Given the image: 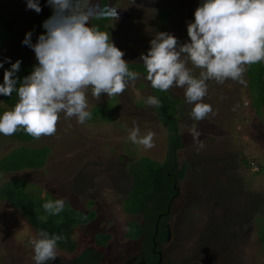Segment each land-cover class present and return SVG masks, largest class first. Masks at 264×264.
I'll list each match as a JSON object with an SVG mask.
<instances>
[{"label":"rangeland","instance_id":"obj_1","mask_svg":"<svg viewBox=\"0 0 264 264\" xmlns=\"http://www.w3.org/2000/svg\"><path fill=\"white\" fill-rule=\"evenodd\" d=\"M104 2L116 10L117 17L93 20L88 26L103 31L100 23L105 22L104 31L130 64L143 63L140 57L147 55L158 33L173 35L180 45L190 43L187 27L194 23L195 10L204 0ZM39 6L42 10L36 13L27 8V0H0V35L7 37L0 50V85L3 72L13 62L21 61L27 76L38 66L34 51L22 42L31 32L34 45L46 32L43 23L53 15V9L47 0H39ZM188 67L199 76L200 69L191 63ZM244 80V84L226 80L223 85L208 81L203 102L212 106L215 115L200 122L191 118L194 105L186 102L183 88L165 92L177 107L182 147L176 150V163L178 167L187 164L188 169L176 182L177 195L165 206L168 209L171 202L167 220L170 240L162 248L163 263L264 264V101L261 81L255 77L248 84L246 72ZM248 88L253 90L252 96ZM149 96H155L151 84L140 74L117 97L102 94L97 100L89 90L92 119L83 125L61 114L57 133L51 137L21 143L0 134V166L11 164L8 156L12 152L19 153L16 159L21 165L18 171L0 172V192L10 184L41 205L64 198L63 211L80 222L72 235L79 247L101 244L103 263L134 254L139 241L132 242L128 235L137 236L138 224L132 220L139 221L141 216L128 217L137 214L126 209L140 208L130 197L135 176L152 162L162 164L168 153V132L162 122L166 97L155 96L163 104L155 108L146 104ZM13 109L0 96V116ZM193 124L201 133L203 148L193 142ZM134 126H139L141 135L155 133L154 148L145 150L128 139ZM245 162L262 167L253 174ZM38 207L36 212L44 215ZM36 237L23 213L0 199V264H34L30 242ZM68 252L58 249L57 258L68 257Z\"/></svg>","mask_w":264,"mask_h":264},{"label":"clouds","instance_id":"obj_2","mask_svg":"<svg viewBox=\"0 0 264 264\" xmlns=\"http://www.w3.org/2000/svg\"><path fill=\"white\" fill-rule=\"evenodd\" d=\"M53 15L43 23L45 34L31 43L29 32L22 42L35 53L38 66L17 88L21 61L5 70L0 95L14 92L19 102L11 111L0 116V134L10 137L23 130L34 140L56 135L61 114L64 119L75 118L80 125L92 119L87 93L99 100L123 95L129 83H135L140 73L129 69L123 59L125 53L110 41L108 31L88 26L93 20L117 17L114 8L93 3L92 0H47ZM27 8L41 12L39 0H27ZM187 34L190 43L180 45L173 35L161 32L150 42L147 55H141L146 79L160 92L183 88L185 100L194 107L193 120L200 122L215 112L203 100L208 94V81L223 85L226 80L244 84L247 67L264 62V0H204L194 13ZM193 68L200 69L194 76ZM0 67L3 64L0 63ZM146 104L161 108V100L149 96ZM193 142L201 133L193 124ZM155 133L141 135L139 126L129 130L128 139L145 150L155 147ZM65 207V199L49 200L42 208L46 215L39 220L46 223L49 216H58ZM63 235H50L39 230L31 240L35 264H48L57 259L58 242Z\"/></svg>","mask_w":264,"mask_h":264},{"label":"trees","instance_id":"obj_3","mask_svg":"<svg viewBox=\"0 0 264 264\" xmlns=\"http://www.w3.org/2000/svg\"><path fill=\"white\" fill-rule=\"evenodd\" d=\"M102 1V6L106 5ZM50 16L52 13H48ZM95 22V21H94ZM103 24V25H102ZM104 24L105 22H101L100 25L105 30L104 27H106ZM7 44V37L5 35H0V50L5 47ZM14 63V62H13ZM129 69L132 71H137L140 74L144 75L146 77L147 72L146 69L143 66V63H130ZM10 70V68L6 69ZM5 72V71H4ZM3 72V76H4ZM27 72L22 71L21 67L18 73H16V77H18V83L17 88L20 86V83L23 81V79L27 76ZM246 76L248 80V84L251 80V78H257L261 81L262 88L260 96H262L264 101V62L252 64L247 67L246 70ZM151 84V83H150ZM259 88V87H258ZM153 89V88H152ZM249 89V88H248ZM249 94L251 96L253 93L249 89ZM153 92L155 96L158 98L162 97L163 99L166 97L167 101V108L164 111V118L161 116L162 121L167 129L168 132V153L165 161L162 164L158 163H150L149 166H147L145 169V172H139L137 176H135V184L134 188L131 193V199L133 201L137 202L140 206L139 209L134 210L126 209V212H133L136 214H145V220L146 225L140 226L136 228L137 236L133 237L131 234L128 235V237L132 239H138L139 234H147L144 235L146 247L147 250L150 251L151 248V238L154 235V226L156 225L158 216L162 213H166L165 218H162V222L164 223L166 219L168 218V209L165 208V206L168 205L169 200L177 195V188H176V182L183 179L187 169V164H182L181 167H178L176 163V150L180 149L182 147L181 141H180V135H178V118L176 116V102L175 100L171 99L165 92H160L158 90L153 89ZM2 101H5L6 105L8 107L14 108L15 105L19 102L18 95L14 92L11 96H3L0 95ZM160 113V112H159ZM12 137L17 139L18 141H22L21 143H24V141H29L33 139L29 135H27L23 130L17 132ZM19 154L18 152H12L8 157H11V164H2L0 166V172H6L11 173L14 171H18L21 168V165L19 164V160L16 159V155ZM6 157L5 160L8 158ZM245 165H248L247 162L244 163ZM262 167L259 165V168ZM15 183V182H14ZM8 187H5L3 191L0 192V199L5 200L9 202L12 207L15 209L21 211L23 213V217L28 222V224L31 226V228L35 231L37 234L39 230L47 231L50 235L56 234V235H63L67 239L66 241L58 242V249L65 250V251H72L76 248L75 241L72 238L73 231L75 227L80 223L79 221H76L78 219H72V217L65 211H62L58 216H49L46 223H43L39 220V214L36 212L40 205V208H42L41 204H34L30 201L28 197H23L24 195L21 193V191H18V189L14 186L10 188V184L7 185ZM174 186V187H173ZM27 198V199H25ZM21 199V200H20ZM150 204V205H149ZM149 205V206H148ZM131 206V204H130ZM170 206V204H169ZM43 209V208H42ZM160 209V210H156ZM44 212V211H43ZM157 212V213H156ZM46 215V213H43ZM86 222V221H84ZM162 226V233L160 232L157 236L164 238L165 236V230ZM107 241H105L106 244ZM99 244V243H98ZM101 245V244H99ZM84 256H80L77 258V261H81L84 259Z\"/></svg>","mask_w":264,"mask_h":264},{"label":"flooded vegetation","instance_id":"obj_4","mask_svg":"<svg viewBox=\"0 0 264 264\" xmlns=\"http://www.w3.org/2000/svg\"><path fill=\"white\" fill-rule=\"evenodd\" d=\"M171 205V202H170ZM170 208V206H169ZM169 213V210H168ZM129 216H141L140 220L137 221L132 220L133 222H137L140 226L146 225L145 214H137V215H128ZM166 213L160 214L158 216L156 225L154 226V235L151 238V248L150 251L147 250V247L144 245L145 242V234H142L138 239H132V242L139 241V248L132 255H128L125 259L119 261L115 260L114 262H104L105 264H166L164 261V251L162 248L166 246V243L170 240V235L168 236V231L170 232L168 226V218L163 223L162 218H165ZM143 218V219H142ZM162 226H164L165 236L164 238L158 237L157 235L161 232L162 233ZM75 241V240H74ZM95 241V240H94ZM76 248L72 251H69L68 257L57 258L55 261H49L48 264H104L102 261L104 256L102 254L103 246L97 245L96 243L85 244L84 246H78L76 243ZM84 259L81 261H77V258L80 256H84ZM191 262L181 263V264H190ZM194 263V262H193ZM196 263V262H195ZM199 263V262H198ZM35 264V262H34ZM200 264V263H199Z\"/></svg>","mask_w":264,"mask_h":264},{"label":"built area","instance_id":"obj_5","mask_svg":"<svg viewBox=\"0 0 264 264\" xmlns=\"http://www.w3.org/2000/svg\"><path fill=\"white\" fill-rule=\"evenodd\" d=\"M248 169L253 174L258 173L259 172V165L255 164L253 162H248Z\"/></svg>","mask_w":264,"mask_h":264},{"label":"water","instance_id":"obj_6","mask_svg":"<svg viewBox=\"0 0 264 264\" xmlns=\"http://www.w3.org/2000/svg\"><path fill=\"white\" fill-rule=\"evenodd\" d=\"M169 235H170V232L168 231V236H169ZM190 264H199V263H195V262H194V263H190Z\"/></svg>","mask_w":264,"mask_h":264}]
</instances>
